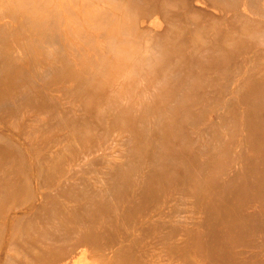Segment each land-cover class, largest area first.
<instances>
[{
  "label": "rangeland",
  "instance_id": "obj_1",
  "mask_svg": "<svg viewBox=\"0 0 264 264\" xmlns=\"http://www.w3.org/2000/svg\"><path fill=\"white\" fill-rule=\"evenodd\" d=\"M225 2L185 0L186 18L36 0L8 4L13 20L0 5V264H264V0ZM150 175L141 210L124 192ZM207 203L216 222L228 203L257 221L220 236Z\"/></svg>",
  "mask_w": 264,
  "mask_h": 264
},
{
  "label": "bare ground",
  "instance_id": "obj_2",
  "mask_svg": "<svg viewBox=\"0 0 264 264\" xmlns=\"http://www.w3.org/2000/svg\"><path fill=\"white\" fill-rule=\"evenodd\" d=\"M129 1H131L130 5L132 7L134 6L135 8L137 7V9L141 11V15H144V16H150V15L152 16L154 14H158L159 16H162V17L166 18V17H169V15L173 13V15H175L178 18H186L185 13L182 11V6H183L185 0H129ZM148 1H150L152 4H150L149 6H145L143 2H148ZM225 1H228V0H210V5L213 3L215 8H218L220 4L226 3ZM247 1H249V3L252 2V5L249 4L251 7L255 8V6H256V7L259 8V5L257 4L258 3L257 1H260V0H247ZM20 2H22V6L25 7V8L33 7L36 4V0H0V5L3 7V9L4 8H5V10L7 9V12L10 15L9 17L12 18L13 20H15L16 18H18V15L20 14L19 11L22 8V6H16L15 5L17 8L14 7V9L11 10V9H8L7 5L10 4V3H15V4L19 3V4H21ZM254 3H256V4H254ZM68 4L69 3H67V6H68ZM64 5H66V2L64 3ZM253 5H255V6H253ZM260 8H262V10H260V11H262V13H263L264 12V6H262ZM1 11H0V13H1ZM22 24H24V25H32L33 28L38 29V30H40V32H42V31H44L43 27H44V25L46 23L43 22L41 19H39L38 21H34V20H31V19L25 17L24 19H22ZM261 25H264V23L262 22ZM5 28H7L6 25H1L0 24V31H2ZM261 130L264 131V127L261 128ZM258 132H260V131L258 130ZM259 182H260V192H259L258 196H259V198H260V200H261V202L263 204L264 203V155L261 157V178H260ZM152 184L154 185L153 175H150L149 178L145 181V183L143 185H141V187L139 189H138V187L133 188L132 190L129 188V189H127L124 192V195L126 196V195H129L130 193H135L138 190V201L140 200V207L139 208L141 210L142 209H146L147 207H145V206L147 204V201L153 199V195H154V193L151 190ZM254 188H255V185L253 183L249 182L247 184L246 189H245V191L251 197L250 201H252L254 199V196H255ZM196 192H198V191L196 190ZM227 208H228V214H224V216L222 217L223 218V222H225L227 220L235 222L238 217H242L240 212L234 207L231 208V205L229 203L227 204ZM205 209H206V212L208 214V218H207V220L205 221L204 224L207 225L209 229L213 230L215 233H217L218 235L222 236L223 233H226V230H224L222 228V227H225L226 224L223 223V222H216L214 220L215 213L217 211H221V207L217 206V205H214V204L207 203ZM101 210L104 211L103 206H102ZM147 215H149V212H147ZM250 217H253V219H250L249 217H247V218L246 217H242V218L244 219L245 222L247 221L246 222L247 224H250L251 226L255 225L254 223H252V222L257 221L255 219L256 218L255 215L250 216ZM91 218H95V217L93 215H91ZM127 218H129V216H127ZM126 220H128V219H126ZM82 235L85 238L84 242H86V243H88V241L89 242L96 241V240L98 241V239H99V235L98 234L93 233V232H91L89 230L82 231ZM107 236H108V233H102V241H104ZM108 245H106V246H108ZM82 246H83V243L78 244L75 247V249H78V248H80ZM111 247H112V244L109 245L107 250L111 249ZM219 247H220L219 248L220 251L226 252L223 248H221V245H219ZM222 255H223L224 258H227L229 256L228 254H225V253H222ZM81 256L79 255V259H80ZM83 256H82V258L84 260L85 256L84 257ZM130 257H131V252H127L125 257H124L125 259L124 258L123 259H118V260L115 261V264H120V263L121 264H132V262L130 261ZM79 259H76V260H79ZM68 260L69 259H68V256H67L66 253H62V254L61 253H57V254L55 253V254H52L51 257L50 256L47 257L43 264H62V263L68 264L69 263ZM81 260L82 259H80L79 262L78 261H75V262L80 264L82 262ZM84 262L85 261H83L81 264H83Z\"/></svg>",
  "mask_w": 264,
  "mask_h": 264
}]
</instances>
